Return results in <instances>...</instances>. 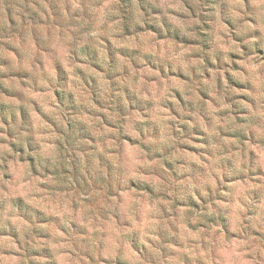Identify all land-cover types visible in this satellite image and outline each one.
<instances>
[{
    "label": "clouds",
    "instance_id": "clouds-1",
    "mask_svg": "<svg viewBox=\"0 0 264 264\" xmlns=\"http://www.w3.org/2000/svg\"><path fill=\"white\" fill-rule=\"evenodd\" d=\"M0 264H264V0H0Z\"/></svg>",
    "mask_w": 264,
    "mask_h": 264
}]
</instances>
